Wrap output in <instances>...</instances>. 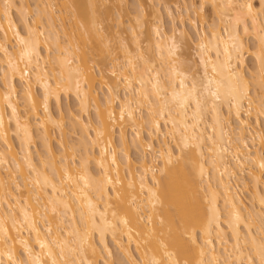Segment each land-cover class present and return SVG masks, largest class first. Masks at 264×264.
Returning <instances> with one entry per match:
<instances>
[{
  "label": "bare ground",
  "instance_id": "1",
  "mask_svg": "<svg viewBox=\"0 0 264 264\" xmlns=\"http://www.w3.org/2000/svg\"><path fill=\"white\" fill-rule=\"evenodd\" d=\"M125 1L0 0V264H264V0L178 1L199 72Z\"/></svg>",
  "mask_w": 264,
  "mask_h": 264
},
{
  "label": "rangeland",
  "instance_id": "2",
  "mask_svg": "<svg viewBox=\"0 0 264 264\" xmlns=\"http://www.w3.org/2000/svg\"><path fill=\"white\" fill-rule=\"evenodd\" d=\"M178 1L179 0H127V1H125L126 3H122L125 5L123 9L121 7V10L120 9H119V11L115 10L116 13L119 12V15H116L112 6L110 4H107L106 6L101 8V11L107 12V8L109 6H111L110 8H112V9L110 11V8H109V12H111L112 14L111 13L110 14L111 15L115 14L117 17L120 16V14H121V16H122L121 20L123 21V23L121 25H117L116 24L117 20L114 22V20L116 19L115 18L116 16H113L114 18L111 16V18H112V20H111V19H109V17L107 18V15H109V12H107L106 14L104 12V14H102V16L100 18L102 21L101 26L104 27L105 31H108V28L111 26H113V27L115 26V28L118 26L117 30H119L120 34H122V37H125L130 42V37L128 34L127 27L129 25H133V26H135V29L138 28L137 14L141 13L140 10L143 11V9H142V7H143L144 12L146 14L145 25H144L143 30L145 29L146 32H148V29H149L148 27H149L150 23H152L153 20H154L153 22H157L159 20L158 24H161L166 32L170 33L172 31H175L176 36L179 40V44H180L179 53H180L181 57L189 64L190 67L194 66L195 70L197 72H199V67L197 65L198 64V56H197L198 49L195 45V43L197 42V33H196L197 31L191 27V25L189 24L188 21L181 20L182 17H180V16L182 14H186V13H185L184 5L178 4ZM186 1L187 2L192 1L198 5L200 4V0H186ZM140 5H141V8L138 9L140 7ZM168 6L170 7L171 11L173 12V16H171L169 14V12L167 10ZM115 9H117V8H115ZM112 10H113V12H112ZM137 10H138V13L136 12ZM135 13H136L137 19L134 18ZM204 13L206 15L204 25L207 26L208 24L212 23L213 19H214L212 10L208 4L204 5ZM184 16H185V18L188 17L187 15H184ZM186 20H187V18H186ZM58 23H60V22H58ZM197 27H199V28L201 27L199 20H197ZM136 30H137V32H140L142 30V28H138ZM146 35L147 34H145V36L141 37V39L145 40ZM246 40H247L248 45H250L251 47L254 46L255 41L252 37H249ZM142 46H143L144 50L146 51V47H147L146 43L142 44ZM86 50L89 53H91V55L95 54V53L98 54V55L95 54L96 60L98 59L97 61L100 62L102 66H104V67L110 66V64H109L110 60H109V58H107V55H108L107 53H105V52H103V53L102 52L101 53L100 52H93L91 44L87 47ZM150 54H152V52ZM252 66H253L252 58L250 56H246V70L252 68ZM37 92H38V90H37ZM62 108L66 111L68 109L77 111V100L75 99V97H73L72 95L69 97L63 96ZM141 111H142L141 114H145V110L142 109ZM68 128H69V125H68ZM259 130H261L262 134L264 135V120L263 119H261ZM132 133H133L132 130L127 129V134L129 137L132 135ZM69 138H70L71 142H74V141L76 142V140H77V136L73 133L69 134ZM116 139L118 140V137H116ZM167 140L170 142L172 147L175 148V146L173 144L174 142L172 141L170 136H167ZM257 147L261 148L260 145H257ZM36 149H38V150L40 149L39 144L36 148H34V155L35 156L37 155ZM262 149L264 150V146H262ZM131 154H132V157H136V152L134 150L131 152ZM243 176L247 179V172L246 171H245V174ZM238 192H239L244 204L246 206H250L251 202H252L250 191L246 188L240 187V189H238ZM110 243H112V242H110ZM111 246H112V250H113L112 261L115 264H120L122 256L119 253V251L113 246V244ZM117 255H119L120 259L118 258ZM117 259H119V261ZM100 263L104 264L103 262H100Z\"/></svg>",
  "mask_w": 264,
  "mask_h": 264
}]
</instances>
